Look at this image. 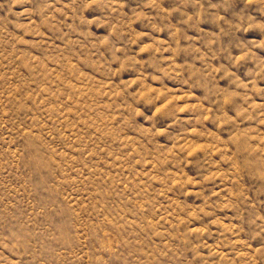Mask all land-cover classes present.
Returning <instances> with one entry per match:
<instances>
[{
    "label": "rangeland",
    "instance_id": "obj_1",
    "mask_svg": "<svg viewBox=\"0 0 264 264\" xmlns=\"http://www.w3.org/2000/svg\"><path fill=\"white\" fill-rule=\"evenodd\" d=\"M0 264H264V0H0Z\"/></svg>",
    "mask_w": 264,
    "mask_h": 264
}]
</instances>
